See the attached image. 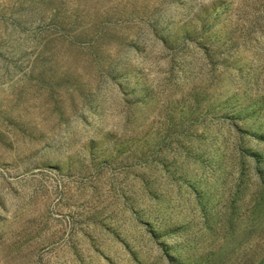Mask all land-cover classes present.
<instances>
[{
  "label": "rangeland",
  "instance_id": "1",
  "mask_svg": "<svg viewBox=\"0 0 264 264\" xmlns=\"http://www.w3.org/2000/svg\"><path fill=\"white\" fill-rule=\"evenodd\" d=\"M0 264H264V0H0Z\"/></svg>",
  "mask_w": 264,
  "mask_h": 264
}]
</instances>
